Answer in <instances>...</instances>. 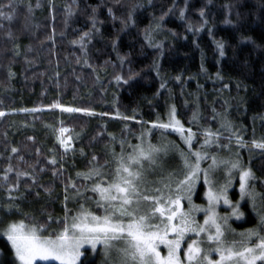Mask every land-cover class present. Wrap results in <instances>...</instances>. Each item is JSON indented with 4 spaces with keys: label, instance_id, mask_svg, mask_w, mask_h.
Listing matches in <instances>:
<instances>
[{
    "label": "trees",
    "instance_id": "1",
    "mask_svg": "<svg viewBox=\"0 0 264 264\" xmlns=\"http://www.w3.org/2000/svg\"><path fill=\"white\" fill-rule=\"evenodd\" d=\"M0 12L4 13L0 15L2 113L59 105L153 125L168 123L175 106L176 118L185 128L232 137L217 115L233 105V125L251 142H264V0H0ZM155 26L158 32L151 36ZM84 33L89 36L81 40ZM218 43L223 44V55ZM61 128L67 130L62 139L72 136L67 151L58 139ZM149 132L146 141L176 147L168 151L164 167L162 157L151 168L145 163L146 181H158L169 173L182 179L180 151L188 149L179 133L72 113L0 118V207L5 218L0 222V264H18L1 232L4 221L62 225L72 206L68 191L87 184L73 177L74 170L103 166L112 181L113 153L127 155L130 146ZM203 142L195 138L193 151L201 150ZM13 148L18 151L12 152ZM207 151L220 159H238L242 168H250L256 177L250 183L264 197V151L224 142ZM52 159L56 164L50 163ZM210 163L203 160L200 167L206 169ZM9 166L13 171L7 172ZM25 172L30 175L17 177ZM211 179L218 190L227 183V169H217ZM231 180L227 197L232 205L220 203L219 212L229 217L227 225L237 233L257 229L256 207L240 197L238 170ZM17 183L19 187H13ZM147 187V194L156 195L151 189L161 185ZM207 190L201 175L192 190V205L207 207ZM257 201L264 205V199ZM181 203L189 211L187 197ZM9 205L11 210L18 208L7 213ZM236 205L239 218L231 212ZM150 207L142 204L141 211ZM194 218L203 224L205 213L196 212ZM187 237L183 247L196 235ZM84 255L80 264H100L99 252L94 258L89 250Z\"/></svg>",
    "mask_w": 264,
    "mask_h": 264
},
{
    "label": "snow or ice",
    "instance_id": "2",
    "mask_svg": "<svg viewBox=\"0 0 264 264\" xmlns=\"http://www.w3.org/2000/svg\"><path fill=\"white\" fill-rule=\"evenodd\" d=\"M111 11V9H109ZM0 15L4 13L0 12ZM203 15V12H201ZM183 16V12H181ZM11 19L10 16L7 17ZM132 14L129 13V20ZM95 20L93 26L95 27ZM11 35V33H9ZM89 33H84V37ZM223 55V44L218 43ZM119 80L120 77H117ZM126 82V81H125ZM163 87V85H161ZM59 107V105H56ZM73 112L80 109H65ZM4 113L0 112V116ZM193 122L198 120V114L194 113ZM153 128L161 130L172 129L180 134L182 141L188 149L187 153L180 151L183 161V178L173 179L175 173H169L158 181L147 182L145 174V163L149 167L157 165V161L163 155L167 154L170 148L175 145L161 144L154 145L145 140L146 135L142 134L141 142L131 145L132 152L116 156L113 153L116 168L111 182L101 181L95 183L92 191L99 194L100 199L97 205L104 208L103 216H96L83 209L75 217H72L71 223H68V217L65 216L64 226L59 232H53L48 236L40 235L45 231V225L25 224L24 221L10 222L3 231V235L10 242L14 250L15 260L18 264H36V261H58L59 264H79L83 255L81 251L85 245H89L95 252L97 245H102L103 256L106 264H264V215L259 218L257 229H250L241 233V240L228 241L225 235V228L229 217H220L216 208L221 201L231 206L227 197L228 187L231 185V176L233 171L239 172V192L241 200L245 197L252 201L255 208L256 201L261 194L255 191L250 182H254L256 177L250 168L241 167L240 161L220 159L211 155L207 149L213 144H218L219 132L203 130L204 142L200 145L198 151H193L192 144L197 136L191 128H185L179 120L176 119V109L172 106L169 111L168 123H154ZM222 127L230 130V125L225 122ZM67 131L61 128V136L58 137L60 144L64 146L65 151L69 148V141L61 137ZM237 144L245 146L239 136L236 137ZM253 146L264 150V142L253 141ZM223 147H227L226 145ZM12 152L18 149L13 148ZM21 159H23L21 157ZM96 158L93 157V160ZM203 160H210L211 163L206 169L200 167ZM56 164V160L50 161ZM226 168L228 180L221 185L218 190H214L211 175L219 168ZM13 171L9 166L7 172ZM30 175L29 173H17V177ZM102 173L98 168H90L87 172H78L77 177L85 180H91L93 177H100ZM203 177L208 185L206 192L207 207L192 205V190L196 182ZM7 180V173L4 176ZM148 183H159L161 187L152 188L151 191L156 195H149ZM175 185L173 189L172 185ZM13 187L18 188L19 184ZM75 183L72 188H75ZM11 191V189H10ZM45 191H49L45 189ZM67 193V187L65 188ZM187 197L190 205L189 211L183 210L182 199ZM10 197V200H14ZM68 197L65 195V200ZM142 204H149L151 207L147 211H141ZM13 205H9V210ZM204 212L205 218L203 224L195 221L194 213ZM242 215L238 212V205L233 206L232 216L237 218ZM51 219V217H49ZM153 219H158L159 223H152ZM178 223H174L177 221ZM189 233L195 234L197 239H191L184 250V258L181 259L180 250L185 238ZM173 234L174 238L169 239ZM203 236V239L200 237ZM253 238L255 243L252 244ZM163 244L167 248V255L162 256L159 246ZM202 244L210 245L208 248L201 247ZM122 245V246H121ZM214 245V246H212ZM215 252L219 259L213 260L211 254ZM115 253L117 259H112Z\"/></svg>",
    "mask_w": 264,
    "mask_h": 264
},
{
    "label": "rangeland",
    "instance_id": "3",
    "mask_svg": "<svg viewBox=\"0 0 264 264\" xmlns=\"http://www.w3.org/2000/svg\"><path fill=\"white\" fill-rule=\"evenodd\" d=\"M157 29H158L157 26H155L154 30L152 31L151 36L152 35L155 36V34L158 32ZM65 109H69V108H64L62 106H59V107H56L55 106V107L44 108V109H36V110H33V111L10 112V113H4V115L0 116V118H2V117H7V118L9 117V118H11V117L33 116V114L44 115V114H55V113H62V114H66V113H70L71 114L72 113V114H83V115H88V116L91 115V116L96 117V118H99V119L101 118V119L106 120V121H115V122L121 123V124L122 123L127 124V125H133V124H135V125H141L144 128L145 127L146 128H150V129L153 128L152 125H150V124H145V123L142 124L139 121H131V120H128L126 118H123V117L121 118V117L115 116V115H111L110 116V115H106V114H101V113L100 114H97V113L86 112V111H73V112H68V111H65ZM233 109H234V106L233 105H229L226 108V110L224 112H222V114L217 115L218 116L219 123H220V126L222 127V124H224L225 122H227L230 125V130H228V131L233 135L232 137H229V136L221 135L220 132H219L220 135H219V141L218 142H220V143H223L224 142L226 144L233 145V146L236 145V146L241 147V148H245V147H247V148H255L253 146V143L250 140H248L247 138H245L243 136L244 134H243L242 129L239 128L236 125H233L234 120H232V117L230 115L232 113ZM176 119L179 120L178 118H176ZM45 128H49L50 129V127H45ZM157 129H159V128H157ZM163 131H172V132H175L172 129H166V130H163ZM66 132L67 131H65L63 134H67ZM193 132H195V131H193ZM195 133H197L196 138H199V139L202 138V139H204V136L202 135V132H200V133L199 132H195ZM237 136H239L241 138V140L244 142V145L245 146H241V145L237 144V142H236V137ZM69 137H71V139H72V136H69L68 135L67 138H66V141L68 140ZM255 149H257V148H255ZM258 150L264 151L262 149H258ZM169 154L170 153L168 152V155L165 154L161 158L162 163H164L163 167L166 165L167 161L170 158L169 157ZM94 167L95 168H98L100 170V172L102 173V175L100 177H93V179H91V180H85L82 177H77V173L78 172H87L86 170H84L82 168L75 169L74 170V173L72 174L75 179L82 178L87 184L81 190L78 189L75 192H73L72 190H69L68 191V195H70V194L72 195L68 199L69 201L71 200L72 206H68V208L66 210L67 211L66 212V216L68 217V221H67L68 223H71L72 217H75L78 214H80V212L82 211L81 205H83V209L84 210H87L88 212L92 213L93 215L103 216L105 214L104 208L97 205V201L100 199V197H99V194L98 193H95V192L92 191V187H93V185L95 183H99V182L104 181V180H108V182H111V181H110L109 176L106 175L107 173H106V170H105V168L103 166L102 167H99V166H96L95 165ZM221 204L230 207V205H226L223 202H221ZM256 205H257L256 206V212H257V214L259 215V218H260V216L264 215V205L262 203H260V201H256ZM17 208L18 207L15 206L12 210H15ZM7 209L8 208H6V210ZM12 210H7V213H13ZM216 211H217V213H218V215L220 217H225V215H223L222 213L219 212L218 207L216 208ZM231 212H232V210H231ZM4 219L5 218H4V214L2 213V207H0V222L3 221ZM153 220H156V221L155 222H152V223H159L160 222L158 219H153ZM19 221H22V220L21 219H16L13 222H19ZM9 223H7L6 221H4V224H3L4 226L2 227V230H1L2 235H3L4 229L7 227V225ZM174 223H178V220L177 221H174ZM27 224H29V223H27ZM63 226H64V223L62 225H60V226H58L55 223H52L51 225H49V227H45L46 230L43 231V232H41L40 235H42V236H48V235L52 234L53 232H59L60 230H62ZM247 231H245V232H247ZM245 232H238L237 233L229 225H227V228H225V235H226V239L228 241H232V240L239 241V240H241L242 237L240 236V234L241 233H245ZM189 235L192 236V233H189L188 236ZM261 235H263V234L261 233ZM168 238L169 239H172V238H174V235L173 234H170ZM187 238H185V240ZM194 239H197V237H195ZM200 239H203V236H201ZM184 243L182 244L181 249L183 248L185 250V248L187 247V245H185V247H183L184 246ZM254 243H255V238H253V242H252V244H249V246H253ZM209 246L210 245H208V244H202L201 245V247H203L205 249L208 248ZM212 246H214V245H212ZM86 250H89L90 251L91 258H94L96 256V253L99 252V254L101 255L100 264H106L105 257L103 256V248H102V245H97V249L95 250V252H93L91 250V247L89 245H85L84 248L81 250L83 252V255L80 258L79 264L82 262V259L85 256L84 254L86 253ZM159 251H160V253H161L162 256H166L167 255V248H166L165 245L161 244L159 246ZM180 256H181V259L183 260V258H184V252L182 254V251L181 250H180ZM211 258L213 260H217V259H219V255L217 253L213 252L211 254ZM112 259L114 261L117 259L115 253L112 254ZM1 261H2V258H1V252H0V262ZM39 262L46 263V264H48L50 262H54L56 264H59L58 261H51V260L50 261H44V260H39V259L36 261V264H38Z\"/></svg>",
    "mask_w": 264,
    "mask_h": 264
}]
</instances>
